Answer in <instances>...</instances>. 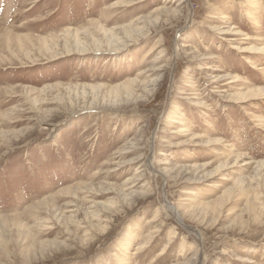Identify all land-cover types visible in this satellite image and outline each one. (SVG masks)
Returning <instances> with one entry per match:
<instances>
[{
  "label": "rangeland",
  "instance_id": "374dc122",
  "mask_svg": "<svg viewBox=\"0 0 264 264\" xmlns=\"http://www.w3.org/2000/svg\"><path fill=\"white\" fill-rule=\"evenodd\" d=\"M263 39L264 0H0V264H264Z\"/></svg>",
  "mask_w": 264,
  "mask_h": 264
},
{
  "label": "bare ground",
  "instance_id": "6f19581e",
  "mask_svg": "<svg viewBox=\"0 0 264 264\" xmlns=\"http://www.w3.org/2000/svg\"><path fill=\"white\" fill-rule=\"evenodd\" d=\"M233 29H235V28H233ZM223 29H221V31H222ZM226 30V32H224V34H227V33H231V31L229 32V30L230 29H225ZM241 31H237V33H235V34H241L240 33ZM264 40V39H263ZM112 43H114L113 45H115V44H117L116 42H111V44ZM118 46H119V43H118ZM121 46H125V43H122V45ZM117 48H119V47H117ZM84 49V48H83ZM116 50V49H115ZM251 50H257L256 52H258V53H260V54H262V53H264V47H260V49H256V48H251ZM83 51H85V50H83ZM245 51V50H244ZM262 52V53H261ZM237 78V77H236ZM128 91H130L129 93H128V95H132L133 94V91H131V89H127ZM132 93V94H131ZM245 98H247V97H245ZM172 209H174V208H172ZM174 211H176L175 213H176V215L178 216V212H177V210H175L174 209ZM178 218L180 219V217L178 216ZM197 233V232H196ZM198 234V233H197ZM200 234V233H199Z\"/></svg>",
  "mask_w": 264,
  "mask_h": 264
}]
</instances>
